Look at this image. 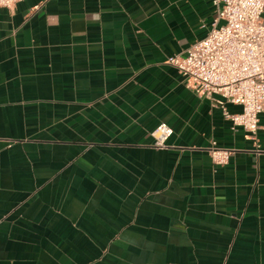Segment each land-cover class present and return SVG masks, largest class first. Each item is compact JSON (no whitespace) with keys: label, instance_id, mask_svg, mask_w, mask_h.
<instances>
[{"label":"crops","instance_id":"1","mask_svg":"<svg viewBox=\"0 0 264 264\" xmlns=\"http://www.w3.org/2000/svg\"><path fill=\"white\" fill-rule=\"evenodd\" d=\"M214 15L213 0L0 5V264H264V110L253 139L166 60ZM160 120L173 130L154 145Z\"/></svg>","mask_w":264,"mask_h":264},{"label":"built area","instance_id":"2","mask_svg":"<svg viewBox=\"0 0 264 264\" xmlns=\"http://www.w3.org/2000/svg\"><path fill=\"white\" fill-rule=\"evenodd\" d=\"M16 0H0L10 6ZM214 20L207 32L172 52L184 83L218 103L232 127L240 125L256 139L259 112L264 110V0H213ZM227 101L240 104L229 109ZM172 126L160 120L152 129V144L164 145ZM216 163L227 162L231 147L210 138L207 147Z\"/></svg>","mask_w":264,"mask_h":264}]
</instances>
